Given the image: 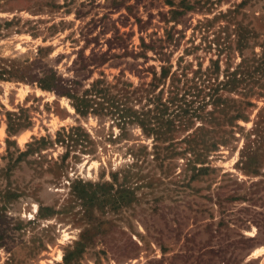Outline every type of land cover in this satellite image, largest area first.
Returning <instances> with one entry per match:
<instances>
[{
	"label": "rangeland",
	"instance_id": "obj_1",
	"mask_svg": "<svg viewBox=\"0 0 264 264\" xmlns=\"http://www.w3.org/2000/svg\"><path fill=\"white\" fill-rule=\"evenodd\" d=\"M169 1L180 0H0V57L33 60L43 47L42 61L64 77L77 76L87 85L102 72L110 83L121 79L150 92V84L159 82L152 93L164 84L165 100L170 80H154L161 66L171 73L180 63L191 80L200 65L213 67L218 51L212 40L232 42L238 23L248 34L243 53L261 51L264 0H245L241 7L235 6L242 0H186L196 8L177 24L166 20ZM214 16L205 30L195 28L198 20ZM171 26L179 35L163 45L168 59L141 47V39L159 44ZM231 47L220 55L219 78L227 62L240 60ZM180 80L182 87L184 76ZM246 100L254 104L245 108L248 120H237L235 138L208 156L216 171L192 180L189 153H182L179 140L193 126L173 132L177 144L160 149L159 157L167 156L160 161L153 136L137 123L120 130L108 115L78 116L66 97L35 84L0 80V264H57L67 251L69 264H264V97ZM147 104L153 105L133 102L135 108ZM7 112L28 116L30 126L8 136ZM78 124L89 134L92 151L71 150L61 164L66 146L55 142L56 132ZM258 126L261 131L253 130ZM41 136L52 143H35L15 160ZM114 171L119 181L124 171L139 175L126 182L134 188L132 201L103 206L75 195L73 180L93 190ZM39 204L44 208L38 213ZM82 229L85 246L75 244Z\"/></svg>",
	"mask_w": 264,
	"mask_h": 264
},
{
	"label": "trees",
	"instance_id": "obj_2",
	"mask_svg": "<svg viewBox=\"0 0 264 264\" xmlns=\"http://www.w3.org/2000/svg\"><path fill=\"white\" fill-rule=\"evenodd\" d=\"M168 3L172 8L169 10L170 16L166 20L173 21L174 24L178 23L180 16L196 8L194 4H190L186 0H180L177 5H174L172 1ZM243 4H245V0H242L235 7H241ZM221 14L220 12L219 15ZM214 18L216 16L212 19L205 17L203 20H198L195 28L205 30L211 26ZM239 25L241 24L238 23L240 31L235 29L237 36L232 42L229 41L226 45H222L219 40H212L217 45L216 50L218 51L217 58L210 60L213 67L202 70L200 65L197 69L192 70L191 80L183 71L187 70L188 67L181 66L180 63L171 73V67L161 66L160 76L154 77V80L157 81L162 78L170 80L168 96L165 100L162 98L164 84L161 85L162 87L159 88L158 93H152L159 87V82L150 84L151 88H154L150 92L146 88L141 90L131 89L132 84L121 79H118L115 83H110L105 79L102 72H100L102 77L93 79L87 85H83L77 76L64 77L55 68L42 61L41 52L44 49L43 47L38 48V55L33 60L26 59L20 62L0 57V80L15 79L16 81L35 84L42 90L54 92L58 97H66L78 116L86 117L89 114L108 115L114 122L116 121V124L120 126V130L125 129L127 124L137 123L143 131L153 136V147L157 151L154 156L157 157L156 160L159 159L160 161L165 160V157H167H159L160 151L172 150L177 144L173 132L180 129V127L193 126V129L187 131L179 140L184 144L182 153H189L187 164L190 165V179L193 180L206 175L208 171H216L215 167L210 166L208 156L211 152L219 151V147L227 146L230 139L235 138L233 128L239 127L236 123L237 120H248L245 108L254 104L246 99L253 94L264 97V39L259 42L261 47L259 53L253 52L251 56L245 55L243 49L248 47V34H244V32L242 34L241 31L245 29ZM175 32L179 35V31L176 30L175 26H171L167 30L165 38L157 39L159 44L156 41L146 43L141 39V47L144 49L150 48L161 59H168L169 57L163 45L165 42L171 44V41L177 40V38L174 39L173 34ZM231 44H235L240 60L235 65L227 62L225 68L221 71L222 78H219L220 55L225 50L232 48ZM206 47L210 48L211 46L208 43ZM193 48L196 49L198 46L194 45ZM142 55L145 58L147 57L144 53ZM226 59L230 60V56H226ZM182 76H184L185 81L180 87L178 83L181 81L180 77ZM143 92H146V94L143 95ZM233 92L241 98L228 95V93ZM142 99L152 102L153 105H148V103L135 108L133 102H140ZM170 107L171 113L168 112ZM166 113L172 116L165 117ZM7 115L8 136L30 126L28 116L21 118L13 112H7ZM195 120H199L198 125H195ZM257 124H255L256 127ZM226 126H230V129H226ZM259 128L262 127L258 126L253 130L261 131ZM6 141L8 144L12 142L9 138ZM46 142L52 143L50 138L41 136L32 143H26L27 148L19 150L15 160L33 151L32 147L35 143L46 144ZM55 142L65 143L66 146L65 152L61 156V164H64L71 150L84 153L92 151L93 147L89 134L80 124L69 126L67 129L62 126L56 132ZM164 142L167 143L161 146ZM74 157H78L77 154H74ZM127 172L122 173L120 181L119 172L109 173L110 180L96 183L93 190L86 189V183H82L80 179L73 180V190L75 195L84 202L98 201V204L103 206L107 203L114 206L122 205L132 201L133 198L134 188L130 189L126 186V182L129 178L138 175ZM43 208L39 204L37 212H41ZM85 233V229L80 231V239L75 242L76 245L85 246L83 244L86 240L85 238L83 240ZM71 254L69 251L65 252L62 262L57 264H69Z\"/></svg>",
	"mask_w": 264,
	"mask_h": 264
},
{
	"label": "bare ground",
	"instance_id": "obj_3",
	"mask_svg": "<svg viewBox=\"0 0 264 264\" xmlns=\"http://www.w3.org/2000/svg\"><path fill=\"white\" fill-rule=\"evenodd\" d=\"M38 206L35 207V211L37 210Z\"/></svg>",
	"mask_w": 264,
	"mask_h": 264
}]
</instances>
